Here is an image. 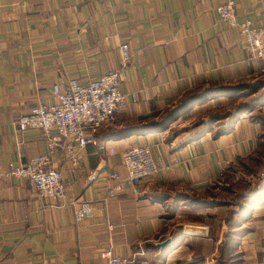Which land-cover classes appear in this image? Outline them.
<instances>
[{"label": "crops", "instance_id": "crops-1", "mask_svg": "<svg viewBox=\"0 0 264 264\" xmlns=\"http://www.w3.org/2000/svg\"><path fill=\"white\" fill-rule=\"evenodd\" d=\"M227 1L0 0V264H108L105 252L135 256L132 264H215L210 256L223 249L228 228L223 223L213 233L207 215L213 212L194 210L179 196H205L228 169L247 168L264 129L249 112L220 135L216 124L201 133L212 117L234 113L240 101L230 96L180 115L193 122L179 135L170 131L180 116L169 118L194 93L264 80V61L219 19L216 9ZM233 1L239 20L262 24L264 0ZM123 43L131 52L123 89L135 91L137 100L97 130V145L78 148L76 160L62 152L53 158L70 203L38 198L27 178H4L11 163L25 164L48 150L43 130L21 132L16 120L40 102L56 101L54 84L67 88L72 79L84 83L118 68ZM223 121L226 127L229 117ZM137 145H149L168 167L143 181L141 194L127 182L110 197L117 183L112 175L128 179L124 151ZM85 203L94 215L79 221L75 211ZM250 211L234 236L239 264H264V198ZM175 215L184 219L179 236L169 222ZM168 238L163 252L159 243Z\"/></svg>", "mask_w": 264, "mask_h": 264}, {"label": "built area", "instance_id": "built-area-1", "mask_svg": "<svg viewBox=\"0 0 264 264\" xmlns=\"http://www.w3.org/2000/svg\"><path fill=\"white\" fill-rule=\"evenodd\" d=\"M216 10L222 22L240 32L245 47L253 58L264 61V14L262 24L255 25L249 19H238V8L233 0L227 1ZM120 54L121 65L118 68L84 83L72 79L67 88H63L60 83L54 84L51 92L56 101L40 102L29 113L21 115L16 120L21 132L28 129L43 130L48 150L33 156L25 164L11 163L8 170L2 174L4 178H27L34 185L38 198H49L60 207L70 203L64 175L54 166L53 158L62 152L66 157L76 160L78 148L89 144L97 145V130L114 122L118 112L124 109L129 100H137L135 91L123 89V85L128 82V67L131 61L127 43L120 45ZM262 72L264 73V68ZM192 122L191 116H180L172 123V128H183ZM111 153H115V149L111 148ZM123 162L128 179L123 181L119 173H114L112 177L117 183L110 189V197L122 192L127 182L132 185L136 194H141L142 182L168 167L160 165L155 160L149 145L128 148L123 153ZM175 163H178V160ZM96 177L97 172H94L89 179L92 181ZM93 215L94 211L89 203L75 211L76 219L79 221ZM102 255L108 259V264L136 262L135 256H113L110 252Z\"/></svg>", "mask_w": 264, "mask_h": 264}, {"label": "rangeland", "instance_id": "rangeland-1", "mask_svg": "<svg viewBox=\"0 0 264 264\" xmlns=\"http://www.w3.org/2000/svg\"><path fill=\"white\" fill-rule=\"evenodd\" d=\"M251 85L252 86H249L247 88L241 87L240 89L232 90L230 97H234L235 99L239 100L240 105H238L234 113L229 114L228 116L212 117L209 120V122L204 127H202L201 133L209 131L210 129L213 128V125L216 124L220 126L216 131V135H217L218 132H220L225 128L224 127L225 122L223 120L229 117V121H227L226 127L229 126L230 122H233L234 114L237 112L238 109L240 110V112H242L240 115L238 114V118H240L242 114L250 112L252 114V117H254V120L257 123L261 124V127L264 129V111H263L264 104H260L259 101L262 95H264V87L256 90L253 87L254 84ZM203 92L204 91L199 93H194L192 95L198 96L201 95ZM216 98H218V96L204 97V98H199L198 100L200 101L199 103H201L206 100L216 99ZM196 126H198V124L195 125L193 124L191 128H195ZM185 128L186 126L181 129L173 128L171 129L170 132L171 134L176 133L177 135H179ZM261 139L262 140L259 148L250 156V159L247 163L248 164L247 168L249 166V169L251 170L250 173H249V169L247 170V168L241 170V168L235 169L234 167H231L225 172V174L221 177V179L215 182V185L208 190L205 196H200L194 193H192L190 196H183V195L179 196L184 201L183 202L184 205H187L188 207H191L194 210L207 209V211L205 212H213L207 214L208 223L211 225V231L213 233L216 232V230L219 229L218 226L222 225L223 223H225L226 227L228 228L227 231L228 233L231 230L232 223L234 222L237 223L238 221L242 222L241 216H239V214L242 211L248 210L247 209L248 200H251L253 198H255L253 199L255 202L263 200V197H261L260 195L262 194L261 186L264 180V170L262 169L264 167V130H263V134L261 133ZM254 188H256L258 192H254L253 195H250V191L254 190ZM176 203L178 206L181 205L180 199H177ZM177 209H178L177 206H175L171 211L169 210L168 217H172L175 213V210ZM177 216L178 215H175L174 219H171L169 221L170 225L176 226L175 227L176 235L182 233L183 226L177 224L184 220L182 216L181 217H177ZM183 233L184 235L188 234L187 231ZM234 236L236 235H233L232 232H229L230 239L231 238L234 239ZM232 239L230 240L231 245H233ZM210 248L211 247L209 245L208 249ZM163 252H165V250ZM212 258L215 264L217 262H219L218 264L240 263V256L234 245L232 247L230 246L227 247L226 245L225 249H221V252L218 255L210 256V261H212Z\"/></svg>", "mask_w": 264, "mask_h": 264}, {"label": "trees", "instance_id": "trees-1", "mask_svg": "<svg viewBox=\"0 0 264 264\" xmlns=\"http://www.w3.org/2000/svg\"><path fill=\"white\" fill-rule=\"evenodd\" d=\"M256 90L263 88L264 87V80L262 81H258L254 84L253 86ZM241 86H236V87H219V88H210V89H206L201 95L195 96L192 95L190 97H188L187 99H185L181 104H179L173 111V115H171V117L169 118V121L173 120L174 118H177L178 116L184 114L185 112H187L192 106L196 105L197 103H199L200 101L198 100L199 98H204V97H211V96H230L231 95V91L232 90H236V89H240ZM204 100V99H203ZM260 104H264V95H262L261 99H259ZM242 112H240V110L238 109L237 112L234 114V118H233V122H230L229 126L225 127L223 130H221L220 132H218L217 135H220L222 132L230 130V128L232 127V124L235 123V121H237L238 119V114L240 115ZM262 194L260 195L261 197L264 198V186L262 187ZM255 199V198H253ZM251 199L248 200L247 202V211H242L238 212L239 216H241V221H246L248 216L250 215V207L251 205L253 206L255 204V201ZM242 222H234L231 225V230L229 232H232L233 235H237L238 233H240V231H236V228H238L239 226H241ZM229 232L226 234V241L225 244L223 246V249H225V246L227 245L232 247L234 245L235 247V237L234 239H232V243L233 245H231L230 243V238H229Z\"/></svg>", "mask_w": 264, "mask_h": 264}, {"label": "water", "instance_id": "water-1", "mask_svg": "<svg viewBox=\"0 0 264 264\" xmlns=\"http://www.w3.org/2000/svg\"><path fill=\"white\" fill-rule=\"evenodd\" d=\"M171 242H172L171 238H168V239L162 241L161 243H159V246H160V248H161L162 250H165V248H166L169 244H171Z\"/></svg>", "mask_w": 264, "mask_h": 264}]
</instances>
